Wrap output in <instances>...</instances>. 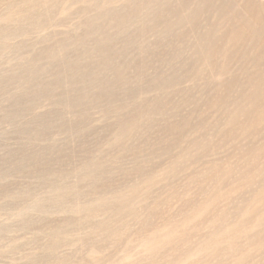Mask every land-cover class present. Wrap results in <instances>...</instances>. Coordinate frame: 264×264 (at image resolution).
Here are the masks:
<instances>
[{"label":"rangeland","instance_id":"obj_1","mask_svg":"<svg viewBox=\"0 0 264 264\" xmlns=\"http://www.w3.org/2000/svg\"><path fill=\"white\" fill-rule=\"evenodd\" d=\"M0 264H264V0H0Z\"/></svg>","mask_w":264,"mask_h":264}]
</instances>
